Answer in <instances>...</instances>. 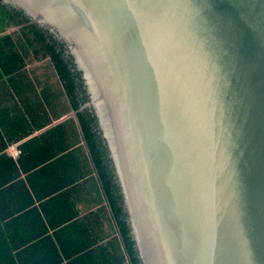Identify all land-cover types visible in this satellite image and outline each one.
<instances>
[{"label":"water","instance_id":"95a60500","mask_svg":"<svg viewBox=\"0 0 264 264\" xmlns=\"http://www.w3.org/2000/svg\"><path fill=\"white\" fill-rule=\"evenodd\" d=\"M80 75L141 264H264V0H0Z\"/></svg>","mask_w":264,"mask_h":264},{"label":"crops","instance_id":"0c3cea01","mask_svg":"<svg viewBox=\"0 0 264 264\" xmlns=\"http://www.w3.org/2000/svg\"><path fill=\"white\" fill-rule=\"evenodd\" d=\"M6 34L23 50L19 28ZM25 64L23 75H0V213L6 216L0 225L8 242L20 249L3 253L0 260L132 264L97 180L77 110L54 65L34 55L27 56ZM11 145L21 150L18 159L9 154ZM17 173L28 195L16 185L6 187V180ZM31 206L39 210L47 231L29 214Z\"/></svg>","mask_w":264,"mask_h":264},{"label":"trees","instance_id":"16d2710c","mask_svg":"<svg viewBox=\"0 0 264 264\" xmlns=\"http://www.w3.org/2000/svg\"><path fill=\"white\" fill-rule=\"evenodd\" d=\"M10 28H19L20 34L22 36L21 42L25 44L24 47L22 46L23 50L19 49L18 45L16 44V40L11 34H6V31ZM0 34H3L0 36V75H23L26 66L25 58L29 55H34L39 59L49 58L54 65L59 78L63 82L65 91L73 108L78 110L82 106L85 101L81 90L82 84L80 82L79 75H76L72 70L71 61L66 59V57L63 55V52L59 49V46L53 43L52 38L41 31L37 25L30 24L29 19L23 13L15 9H11L8 6H4L1 4V2ZM88 113L89 112L87 111L80 110L77 112V117L82 128V133L94 171L96 173L97 180L103 191L107 207L116 230L121 238V241H123L126 251L131 259V263L141 264L129 226H127V220L123 212V208H121V201L117 187L113 183L110 165L108 164V160L105 159L106 151L97 133L95 132V124L93 119ZM4 160H7L13 164V161L10 158H7V156H5ZM16 175V177L11 176L6 180V187L16 185L17 187H20L26 195H28V191L25 187L26 185L24 182L19 183L18 173ZM6 187H2L4 189L1 190H5ZM0 194H2V192H0ZM29 214H35V216L39 219L38 222L42 225V227H44V231H47L42 218H40L39 210L35 206H31ZM5 217V215L0 213V220L4 219ZM5 234L6 231L0 225V257H2L1 255L3 253L4 255L12 254L14 249H17V252L20 250L18 249L19 246L14 247L13 243L8 242ZM45 242H49L55 252L58 251L56 244L52 240H46ZM6 259V257L5 259L2 258L0 260V264H9L5 261Z\"/></svg>","mask_w":264,"mask_h":264},{"label":"built area","instance_id":"2783aa9c","mask_svg":"<svg viewBox=\"0 0 264 264\" xmlns=\"http://www.w3.org/2000/svg\"><path fill=\"white\" fill-rule=\"evenodd\" d=\"M8 152L14 159H18L22 153L17 145H11L8 149Z\"/></svg>","mask_w":264,"mask_h":264},{"label":"flooded vegetation","instance_id":"af4514ba","mask_svg":"<svg viewBox=\"0 0 264 264\" xmlns=\"http://www.w3.org/2000/svg\"><path fill=\"white\" fill-rule=\"evenodd\" d=\"M76 75H79V74L76 73ZM79 79H80V75H79ZM80 82H81V79H80ZM81 84H82V83H81ZM82 88H83V87H81V90H82V93H83L84 99H86V96H85L84 90H83ZM88 114H90V113H88ZM90 116H91V114H90ZM91 118L93 119V122H94V124H95L94 117L91 116ZM105 159H107V158H105Z\"/></svg>","mask_w":264,"mask_h":264},{"label":"rangeland","instance_id":"374dc122","mask_svg":"<svg viewBox=\"0 0 264 264\" xmlns=\"http://www.w3.org/2000/svg\"><path fill=\"white\" fill-rule=\"evenodd\" d=\"M13 30H15V28H12ZM9 30V29H8Z\"/></svg>","mask_w":264,"mask_h":264}]
</instances>
